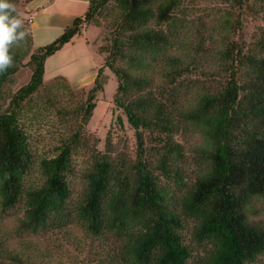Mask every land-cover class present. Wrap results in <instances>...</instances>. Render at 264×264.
<instances>
[{"label":"trees","instance_id":"trees-1","mask_svg":"<svg viewBox=\"0 0 264 264\" xmlns=\"http://www.w3.org/2000/svg\"><path fill=\"white\" fill-rule=\"evenodd\" d=\"M22 1L12 0L19 13ZM194 1L90 0L83 17L38 48L23 20L26 36L10 46L12 66L0 72V210L24 203L25 231L80 227L108 244L113 264H256L264 257L257 219L264 0H212L223 8L202 15ZM249 14L262 26L247 44L241 34ZM104 21L111 34L92 88L77 92L65 76L47 85L46 61ZM27 58L31 80L6 96ZM106 68L118 83L114 105L136 132L134 157L115 154L111 132L100 151L87 130ZM52 115L62 128L58 142L52 156L37 160L31 131ZM81 156L90 166L75 198L70 176ZM36 166L42 181L28 185Z\"/></svg>","mask_w":264,"mask_h":264},{"label":"rangeland","instance_id":"rangeland-1","mask_svg":"<svg viewBox=\"0 0 264 264\" xmlns=\"http://www.w3.org/2000/svg\"><path fill=\"white\" fill-rule=\"evenodd\" d=\"M26 1L23 0L20 4V13H22ZM200 1H194L195 4L193 5L197 8L194 11L195 14L202 15L206 9L216 12L215 10L218 8H223L212 0L208 2ZM21 16L23 17L21 19L26 20L30 25V20L22 14ZM261 26L262 22L260 20L253 18L250 14L246 15L245 29L241 34L243 40L250 44L255 39ZM88 28L90 29L88 44H91L92 47L89 58L101 68L105 62L100 49L109 43L110 29L107 27V21H104L103 27L88 26ZM29 60L30 58L26 59L25 66L6 85L4 89L6 96L14 95L31 80L33 69L28 64ZM58 60L54 59L48 68L56 67ZM91 68L93 69V66ZM91 68L85 65L82 66V69L79 68L78 71L73 72L71 76L73 81L67 77L72 82L74 90L81 92V90L88 91L92 88L96 77L87 80L85 84L79 85L87 76L92 75L91 71L93 70ZM84 75L87 76L82 78ZM51 77V74H45L47 85L52 83L58 76ZM103 82L104 91L97 96L94 116L87 127L88 133L98 140V149L105 152L107 137L111 132L115 154L127 153L134 157L137 150L136 132L128 123L123 111L117 109L114 105L113 99L118 83L115 75L108 68L105 69ZM48 124L44 126L42 124L36 125L31 131L37 160L52 156L54 147L58 142V133L62 129L54 115H52ZM178 140L181 142L182 138L179 137ZM191 142H194V140H191ZM89 166L90 159L88 156H81L74 162L70 179L75 198L84 190ZM41 181L42 174L36 166L33 172L28 175L27 184L38 185ZM258 207L261 209V213L257 219L264 222V202L259 204ZM24 218V203L6 212L0 210V264H113V257L110 254L108 244L103 240L88 236L82 228L72 226L63 232L51 231L32 234L22 228ZM256 264H264V257Z\"/></svg>","mask_w":264,"mask_h":264},{"label":"crops","instance_id":"crops-1","mask_svg":"<svg viewBox=\"0 0 264 264\" xmlns=\"http://www.w3.org/2000/svg\"><path fill=\"white\" fill-rule=\"evenodd\" d=\"M89 5L90 0L26 1L23 6L22 15L30 20L34 47H43L54 42L77 18L83 17L86 14ZM87 28L85 27L81 35L77 36L71 43L46 61V74H51L52 77L59 75L66 76L73 81L71 77L73 72L87 65L88 68L93 66V69L91 68L93 70L91 71L92 75L89 77L86 75L87 78H85V75L82 76L85 79L79 85L85 84L87 80L97 77L96 75L100 66L95 65L92 59L89 58L92 47L91 44H88L90 29ZM54 59H59L58 65L49 69L48 67Z\"/></svg>","mask_w":264,"mask_h":264},{"label":"clouds","instance_id":"clouds-1","mask_svg":"<svg viewBox=\"0 0 264 264\" xmlns=\"http://www.w3.org/2000/svg\"><path fill=\"white\" fill-rule=\"evenodd\" d=\"M12 0H0V72L12 66L10 46L22 41L26 32L22 30L23 20Z\"/></svg>","mask_w":264,"mask_h":264}]
</instances>
